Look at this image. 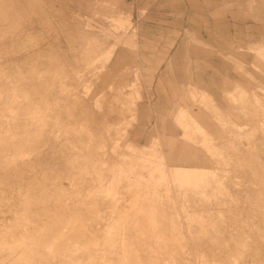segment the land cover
Wrapping results in <instances>:
<instances>
[{
  "label": "rangeland",
  "instance_id": "obj_1",
  "mask_svg": "<svg viewBox=\"0 0 264 264\" xmlns=\"http://www.w3.org/2000/svg\"><path fill=\"white\" fill-rule=\"evenodd\" d=\"M263 46L264 0H0V264H264Z\"/></svg>",
  "mask_w": 264,
  "mask_h": 264
},
{
  "label": "crops",
  "instance_id": "obj_2",
  "mask_svg": "<svg viewBox=\"0 0 264 264\" xmlns=\"http://www.w3.org/2000/svg\"><path fill=\"white\" fill-rule=\"evenodd\" d=\"M184 1H186V0H184ZM161 4L163 5V3H161ZM157 6H159V5H157ZM150 11L151 12L149 13V15L156 16V17H166V16L168 17L170 15V12H172V11H170L168 9H163V8H157V9L156 8H151ZM173 12H176L177 13L176 15H180V14L183 15L185 18H188V17L189 18H195L194 19V22L197 21V9H190V8H187L186 7L184 9L175 10ZM147 14H148V12H147ZM128 23H129V20H123V21L120 22V25L126 26ZM188 23H189V21L185 20V23L183 24L184 30L187 29V30H189V32H193V33L197 34V22L194 23L193 25L192 24L189 25ZM253 28L255 29V25H251L250 26V24H248V23L245 22L243 24V26H242V30H243V32H242L243 33L242 38H245V39H248L249 40L251 38L250 32L254 30ZM230 30L232 31L233 28H230ZM179 44H180V42H179ZM184 44H185V42H181V46L179 45L180 47L178 48L179 51H177L176 53H174V56H171L172 59H173L172 61H173L174 64H178L176 61H174V59L175 60L179 59L180 56H181V54H183L182 51H183ZM258 52H259L258 54L260 56H264V46ZM163 70L164 69L162 68L161 69V72H159L158 75H157V77H156L157 85H158V82H161L162 83V86H163V82H165L166 80H171L172 79V77L169 74L165 73ZM168 75L170 77H168ZM175 79L178 80L179 78H175ZM188 95L194 101L201 100V104L204 103L205 96H207L208 98H210L211 100H213L216 108L219 109V107L217 105V102L214 99V97L212 95H210L208 92L204 91V90H201L199 88L190 86V89L188 91ZM232 95L233 94H230L229 97L231 98ZM193 96L195 98H193ZM135 104H136V101H135ZM136 107H137V110H139L137 104H136ZM189 110H192L191 107L181 106V107H178L177 108L176 113L174 115V119L177 122V126H179L183 130V135H184V137L188 141V142H183L184 148L182 150L185 153L192 154L193 151L197 150L196 147H198V146H196V144L197 145L200 144V146H203L209 152V148L207 147L208 146V143L206 142V140L204 138H201L199 135L196 136L194 134V132H193V130L195 129L194 125L191 122H186V121L183 120V114L184 113H187ZM193 114H194V112H193ZM195 116L199 120L200 125L204 128V130H206L210 135H212V133H210L208 131L207 125L202 121L204 119V117L197 116V115H195ZM136 119L138 120V117H136ZM235 126L238 129L239 128H242L243 130H244V127H245L244 125H240V124H237ZM164 140H166V136H162L161 134H158L156 136H152L151 137L150 143L148 145H144V146H141V147H151L156 142H159L160 143V146H161V143ZM168 141L170 143L175 144L173 138H169ZM215 145L214 144L212 146L209 145V146H211L210 147V150H211L212 154H216L218 152V150H219V148L217 146H215ZM211 152H209V153H211ZM172 159H173L172 161L179 160L180 161V164L179 165L176 164V165L170 166L171 168L178 169V170L182 171L185 174V176L187 174H190L192 176H196L197 175V183L204 176H208V175L212 174L215 171V168H216L215 167L214 169H209L206 166H203V165L199 164V163L206 162L207 159L206 158H203L202 159V158H200V157H198L196 155H193V154L191 156L179 157L177 159L172 158ZM212 160H213V164L215 165V158H214V156H213V159ZM192 162H194L196 164L195 165H190V163H192ZM197 163H198V165H197Z\"/></svg>",
  "mask_w": 264,
  "mask_h": 264
},
{
  "label": "bare ground",
  "instance_id": "obj_3",
  "mask_svg": "<svg viewBox=\"0 0 264 264\" xmlns=\"http://www.w3.org/2000/svg\"><path fill=\"white\" fill-rule=\"evenodd\" d=\"M125 97V102L127 103V104H129V103H131L132 102V100H131V97L129 96V95H125L124 96ZM134 106H135V108L137 109V107H136V104L134 103ZM134 120V119H133ZM137 120V119H136ZM195 124V123H194ZM127 147V149H128V151H129V153H132V151H134V146H136L134 143H128L127 145H126ZM151 147H153V145L151 146ZM151 147H140L139 148V150H138V152H137V154H136V160L138 161V162H142V163H144V162H150V160L152 161V163L151 164H153V165H155V159H157V158H155V156L153 155V154H149L148 152H147V150L148 149H150ZM166 163V162H165ZM168 168V167H167ZM197 176V175H196ZM186 177H187V179L189 180V181H191V179L192 178H194L195 176H192V175H190V174H187L186 175ZM167 179V178H166ZM154 185V184H153ZM22 189V188H21ZM162 198V197H161ZM156 199V198H155ZM90 208V207H89ZM45 218V217H44ZM13 224V223H12ZM74 228V227H73ZM72 228V229H73ZM93 229V228H92ZM57 230V229H56ZM74 231H75V229H74ZM81 231V230H80ZM151 231V230H150ZM168 231V230H167ZM90 232H92V231H90ZM164 234V233H163ZM28 235V234H27ZM147 235H149V234H147ZM171 235V234H170ZM58 236V235H57ZM57 236H56V238H57ZM150 236H152L151 234H150ZM166 236V235H165ZM71 237H73V236H71ZM84 237H85V235H84ZM168 237H169V235H168ZM9 239V238H8ZM59 239V238H58ZM61 239V238H60ZM73 239V238H72ZM75 239V238H74ZM151 239H153V237L151 238ZM57 240V239H56ZM61 241H62V239H61ZM50 242V241H49ZM59 242V241H58ZM157 243V242H156ZM155 243V244H156ZM54 244V243H53ZM176 244V243H175ZM68 245V244H67ZM67 245H65V246H67ZM64 246V245H63ZM177 246V245H176ZM172 247V246H171ZM190 247V246H189ZM46 248V247H45ZM55 248V247H54ZM76 248V247H75ZM169 248H170V246H169ZM174 248V247H173ZM178 248V247H177ZM181 248H183V247H181ZM191 248V247H190ZM180 249V248H179ZM259 249V248H258ZM168 250V249H167ZM171 250V249H170ZM64 251V250H63ZM55 252V251H54ZM168 252V251H167ZM177 252V251H176Z\"/></svg>",
  "mask_w": 264,
  "mask_h": 264
}]
</instances>
